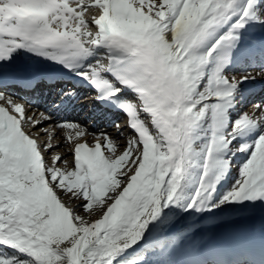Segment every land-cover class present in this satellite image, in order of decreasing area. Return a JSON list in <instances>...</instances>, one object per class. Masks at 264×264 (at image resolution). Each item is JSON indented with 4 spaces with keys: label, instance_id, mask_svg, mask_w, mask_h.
Wrapping results in <instances>:
<instances>
[{
    "label": "snow or ice",
    "instance_id": "1",
    "mask_svg": "<svg viewBox=\"0 0 264 264\" xmlns=\"http://www.w3.org/2000/svg\"><path fill=\"white\" fill-rule=\"evenodd\" d=\"M0 264H264V0H0Z\"/></svg>",
    "mask_w": 264,
    "mask_h": 264
},
{
    "label": "bare ground",
    "instance_id": "2",
    "mask_svg": "<svg viewBox=\"0 0 264 264\" xmlns=\"http://www.w3.org/2000/svg\"><path fill=\"white\" fill-rule=\"evenodd\" d=\"M260 63H262V62H260ZM260 63H257V66H258ZM242 66H251V64L247 62L245 65H242ZM238 67H241V66H237L236 68H238ZM256 71H257V70H256ZM260 88H261V85H259V84L256 85V90H257V92L260 91ZM257 97H259V96H257ZM45 110H46V108H45L44 106H42L40 109H37V117H38V113H39V111H45ZM250 111H251V110H250ZM77 113H79V112H77ZM31 114H32V112H31ZM64 118L72 119L71 116H70L69 114L63 112L62 114H59L58 116H54V117H53V121H52L51 123L46 122V124H47L49 127H55V121L58 120V119H64ZM83 123H87V124L89 125L90 128L93 126V124L90 123L89 121H88V122H83ZM98 127L101 128V129L107 130V131H109V132L115 133V130H111V127L109 128V126L106 125L105 123H100V124L98 125ZM33 131H36V130L33 129ZM56 132H57L58 134L55 136V138H54V140H53V143H57V141H61V142H63V141H64V134H63V131L60 130L59 128H57V129H56ZM129 134H130V133H129ZM43 137H44V136H43V133H42V134H41V138H43ZM44 139H46V137H45ZM88 139H89V141H91V137H88ZM67 147H68L67 143H64V145H63L62 147L58 146L56 150H57V151H60V152H62V153H64V152H67ZM69 159H71V154H69Z\"/></svg>",
    "mask_w": 264,
    "mask_h": 264
},
{
    "label": "rangeland",
    "instance_id": "3",
    "mask_svg": "<svg viewBox=\"0 0 264 264\" xmlns=\"http://www.w3.org/2000/svg\"><path fill=\"white\" fill-rule=\"evenodd\" d=\"M248 67H251V66H241V67L236 68V71H240V70H243V69L248 68ZM256 70L259 71V68H256L255 71ZM248 110L250 111L251 109L249 108ZM109 128H110V126H109ZM111 130H113V129L111 128ZM125 135H127V134H125ZM44 138L45 137H43L42 139H44ZM246 223L255 224L258 226L259 225V217L257 216L254 220L246 221ZM210 230H214V229H210Z\"/></svg>",
    "mask_w": 264,
    "mask_h": 264
}]
</instances>
